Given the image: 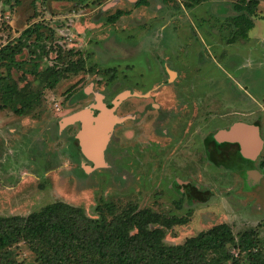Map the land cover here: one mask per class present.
Segmentation results:
<instances>
[{"label": "rangeland", "instance_id": "374dc122", "mask_svg": "<svg viewBox=\"0 0 264 264\" xmlns=\"http://www.w3.org/2000/svg\"><path fill=\"white\" fill-rule=\"evenodd\" d=\"M144 1L0 0V47L27 27L42 33L27 39L16 63L0 60L6 83L37 96L23 114L0 108V215L56 200L92 217L108 203L109 219L150 208L167 244L227 223L236 240L254 230L264 254V156L250 158L232 141L219 147L226 157L214 152L216 134L236 122L261 126L263 140L264 0L247 38L233 36L236 0ZM116 10L124 14L108 21ZM68 64L82 68L49 86V69ZM93 105L122 119L113 124L111 162L99 167L81 151L80 123H63L85 109L75 116L95 124L88 140L100 151L113 119ZM12 254L23 264L38 259L24 241Z\"/></svg>", "mask_w": 264, "mask_h": 264}, {"label": "trees", "instance_id": "16d2710c", "mask_svg": "<svg viewBox=\"0 0 264 264\" xmlns=\"http://www.w3.org/2000/svg\"><path fill=\"white\" fill-rule=\"evenodd\" d=\"M143 1L138 0V4L145 3ZM258 4L259 0L235 1L233 36L248 37ZM123 14L116 10L107 19L114 22ZM38 28L36 25L27 27L17 41L1 46L0 60L16 63L15 56L29 44L27 39L33 35L41 38ZM81 68L78 64L50 68L51 73H46V78L51 74L55 77L47 79V84L53 86L65 70L75 73ZM22 90L0 77V108L9 107L16 114L30 109L37 96L31 92L24 94ZM259 129L261 131V126ZM260 152L264 156V145ZM262 166L264 161L259 163V167ZM105 208H109L108 203L97 206L99 215L92 217L82 207L56 200L27 215H0V264H23L12 254V248L21 241L30 244L37 254L35 264H242L241 258L248 264H264V254L256 244L254 230L244 231L236 240L231 227L220 223L182 243L167 244L164 222L152 209L127 207L109 219ZM175 222L182 221L176 219ZM231 247L237 250L236 255Z\"/></svg>", "mask_w": 264, "mask_h": 264}, {"label": "flooded vegetation", "instance_id": "af4514ba", "mask_svg": "<svg viewBox=\"0 0 264 264\" xmlns=\"http://www.w3.org/2000/svg\"><path fill=\"white\" fill-rule=\"evenodd\" d=\"M122 93H124V92H122ZM122 93H120V94H118L115 98H114V100H113V103H114V106H116V105H118V103L122 100V98H124V97H122V98H119L118 99V96L119 95H121ZM96 99H97V97H96ZM96 99H95V103H97V101H96ZM103 97L101 98L100 97V102L102 103L103 102ZM103 105V104H102ZM93 107L95 108V109H97V110H99V114L97 115V116H99L102 112H103V110H109L110 111V115H111V117H112V123H111V125H110V128H109V131H108V134H107V138H106V141H105V143L103 144V147H102V160H103V162H105V158H106V160L107 161H109V162H111V159L109 158V151H110V148H111V142H112V137H113V134L111 133L112 132V129H113V124L114 123H117V122H119V121H121L122 119H118L115 115H114V113H113V108L111 109H108V108H106L105 107V105H104V107L102 106L101 108H98V107H96L95 105H93ZM85 109H82V110H80V111H84ZM80 111H77V112H75V113H73L72 115H70L68 118V121H65V122H63L64 124H65V126L66 125H71V124H73V123H75V122H79L80 123V125H81V128H80V131L78 132V134H76V137H77V139H78V141H79V146H80V148H81V151H82V153H83V155L85 156V157H87L88 159H90L91 161H92V163L96 166V167H99V166H103V165H96L95 164V161H94V159H93V156H92V150H93V143L92 142H90L88 139H90L91 138V131H92V127H94V125H93V123H96V117L97 116H94L93 115V112H92V115H91V122H88V120H86V122L88 123V124H90V125H93V126H89V127H87V131H88V135L87 134H85V133H83V126H85V124L82 122V120L79 118V117H76L75 115L78 113V112H80ZM90 112H91V110H89ZM94 116V117H93ZM93 117V118H92ZM254 125V124H253ZM254 126H256V127H258V129H259V125H254ZM259 131H260V129H259ZM90 135V136H89ZM214 142L216 143V144H214V145H216V148H215V151L214 152H216L218 155H221V157L223 158V157H226V155L227 154H224V151H223V149L222 148H219V147H223V146H225L226 147V145H228V144H225V141H220V140H218L217 138L214 140ZM84 147H86V148H84ZM230 147H235V148H239V149H241L240 151H242V153H243V144H242V142H240V141H232L231 142V144H230ZM87 151H86V150ZM88 152L89 151V153H86V152ZM215 154V153H214ZM256 176V175H255Z\"/></svg>", "mask_w": 264, "mask_h": 264}, {"label": "water", "instance_id": "95a60500", "mask_svg": "<svg viewBox=\"0 0 264 264\" xmlns=\"http://www.w3.org/2000/svg\"><path fill=\"white\" fill-rule=\"evenodd\" d=\"M89 122H91V120H89ZM86 129L87 126H83V133L88 135L89 133ZM216 138L220 141L242 142L243 153L250 158H255L260 153L261 148L263 146V140L260 137L258 127L244 122H236L228 130L219 131L216 134ZM252 145L253 147L256 146L254 152H253L254 148L252 149ZM97 149H98L97 144L93 143L92 156L95 161V164L98 166L100 165L101 162L100 160L102 159V148L100 151H98Z\"/></svg>", "mask_w": 264, "mask_h": 264}, {"label": "bare ground", "instance_id": "6f19581e", "mask_svg": "<svg viewBox=\"0 0 264 264\" xmlns=\"http://www.w3.org/2000/svg\"><path fill=\"white\" fill-rule=\"evenodd\" d=\"M108 114V113H107ZM108 125H109V117H108V115L106 116V127H108ZM90 136V135H89ZM254 148V149H253ZM252 149H253V152H254V150L256 149V146H254L253 147V145H252Z\"/></svg>", "mask_w": 264, "mask_h": 264}]
</instances>
